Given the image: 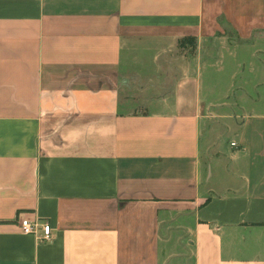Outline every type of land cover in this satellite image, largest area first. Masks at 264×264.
Instances as JSON below:
<instances>
[{
  "label": "crops",
  "instance_id": "0c3cea01",
  "mask_svg": "<svg viewBox=\"0 0 264 264\" xmlns=\"http://www.w3.org/2000/svg\"><path fill=\"white\" fill-rule=\"evenodd\" d=\"M235 39L264 61V0H0V264H264V99L155 64Z\"/></svg>",
  "mask_w": 264,
  "mask_h": 264
},
{
  "label": "rangeland",
  "instance_id": "374dc122",
  "mask_svg": "<svg viewBox=\"0 0 264 264\" xmlns=\"http://www.w3.org/2000/svg\"><path fill=\"white\" fill-rule=\"evenodd\" d=\"M234 41V44L213 46V51L208 54L202 53L195 42L175 44L172 51L162 53L155 63L164 72L160 78L164 83L172 82L175 74V78L181 77V71L188 65L199 68L208 63L206 67L214 77L208 79L213 84L210 100L218 105L212 109H223L228 114L244 113L248 111L250 101L264 99V61L261 55L248 53L246 44ZM231 140L229 138L228 142Z\"/></svg>",
  "mask_w": 264,
  "mask_h": 264
},
{
  "label": "built area",
  "instance_id": "2783aa9c",
  "mask_svg": "<svg viewBox=\"0 0 264 264\" xmlns=\"http://www.w3.org/2000/svg\"><path fill=\"white\" fill-rule=\"evenodd\" d=\"M234 145V144H233ZM21 233L24 235L39 236L43 242L51 241L52 239V226L49 222L32 221L24 219L20 223Z\"/></svg>",
  "mask_w": 264,
  "mask_h": 264
}]
</instances>
